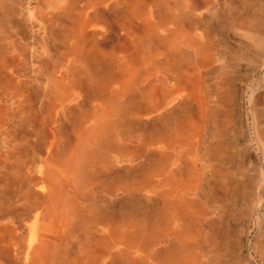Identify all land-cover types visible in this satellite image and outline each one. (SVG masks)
Returning <instances> with one entry per match:
<instances>
[{"label":"rangeland","instance_id":"374dc122","mask_svg":"<svg viewBox=\"0 0 264 264\" xmlns=\"http://www.w3.org/2000/svg\"><path fill=\"white\" fill-rule=\"evenodd\" d=\"M253 13L264 0H0V264H93L101 227L135 246L125 264L173 237L197 246L186 264H264ZM71 211L26 255L36 215Z\"/></svg>","mask_w":264,"mask_h":264},{"label":"bare ground","instance_id":"6f19581e","mask_svg":"<svg viewBox=\"0 0 264 264\" xmlns=\"http://www.w3.org/2000/svg\"><path fill=\"white\" fill-rule=\"evenodd\" d=\"M56 2H59L61 0H55ZM250 2V1H249ZM33 10V9H32ZM30 9V11L27 10V15H28V20L30 21V24L33 27H38L39 25L37 24L36 20H35V14L32 13V11ZM149 15V14H148ZM146 20V19H145ZM150 20V19H149ZM148 20V21H149ZM253 28L251 29H244V30H240L244 36L243 41L245 42V46L247 48L250 49H257V51L260 53L259 55L262 57L260 58L257 64L252 65L250 72L255 71L258 68H262L264 67V16L259 14V13H253ZM151 22V21H149ZM239 56V55H237ZM242 57V56H241ZM243 59V58H242ZM257 60V59H256ZM249 62V61H248ZM248 65V64H247ZM242 91V90H241ZM244 135V134H243ZM52 142V141H51ZM249 142V141H248ZM54 145V143H53ZM246 146V145H245ZM132 157V156H131ZM128 158V157H127ZM125 158V159H127ZM216 159V157H215ZM223 159V158H222ZM118 160V159H117ZM123 160V158H122ZM232 160V159H231ZM128 161V160H127ZM116 162V161H115ZM118 162V161H117ZM116 162V163H117ZM120 166V165H119ZM123 168V167H122ZM128 168V167H127ZM225 177V176H224ZM23 186V185H22ZM116 186V185H115ZM145 186V185H144ZM117 189V188H116ZM118 190V189H117ZM128 190V189H127ZM230 190V195L234 194V191L232 188H229ZM42 191V190H41ZM145 191V190H144ZM114 198V197H113ZM235 202V201H234ZM81 203V202H80ZM233 205V204H232ZM85 214H88L87 210L85 211ZM48 216V215H47ZM76 217V213L74 211H71L67 214L66 217H64L61 220H57V219H52V218H46V217H42L41 220L39 218V215H36L35 217V222L33 225V233L32 235V239L29 242L28 246V251L26 253V255H30V253L33 251H37L38 246H36L37 244V240L41 239V240H45L48 241L52 244H57L62 242V240L64 238H66L68 236L69 233V222L73 219V217ZM113 216V215H112ZM128 216V215H127ZM126 216V217H127ZM50 217V216H49ZM117 218V216H116ZM121 218V217H120ZM127 219V218H126ZM1 220V219H0ZM116 220V219H115ZM241 221H243L242 229H240V233L245 234L246 232V224H247V219L246 218H242L240 219ZM239 220V221H240ZM4 221V220H2ZM122 221V220H121ZM129 221V219L127 220ZM136 221V220H135ZM137 222V221H136ZM114 223V222H113ZM119 223V222H118ZM124 223V222H123ZM117 224V223H116ZM136 224V223H135ZM241 224V223H240ZM12 225V224H11ZM121 225V222H120ZM116 226V225H115ZM122 226V225H121ZM99 227V226H98ZM101 227V226H100ZM120 227V226H119ZM124 227V226H123ZM135 227V226H134ZM149 227V226H148ZM15 228V227H14ZM133 228V227H132ZM100 231L103 233V237L105 238L106 242L105 245L108 248V254L100 259V260H96L93 262V264H108L107 261L109 260L110 263L112 264H125L124 261H122V254L120 253V251H123V254L125 256L127 255H131L133 254L135 251H133V249L135 248L134 245H129L126 247H122L120 245V241L117 239H112L110 237V234L108 233V230L105 227H101L99 228ZM127 229V228H126ZM129 229V228H128ZM131 229V228H130ZM124 230V229H123ZM150 229H148L149 231ZM156 230V229H155ZM145 231V230H144ZM147 231V232H148ZM152 231V230H151ZM15 232V231H14ZM120 232V231H119ZM100 234V233H99ZM186 234V233H185ZM188 234V232H187ZM186 234V235H187ZM143 235V234H142ZM148 235V234H147ZM160 235H158L159 237ZM30 237V236H29ZM162 237H164V235H162ZM176 239V238H175ZM128 240V239H127ZM21 241V240H20ZM171 241H173L174 243L171 245L170 244V249L167 251V253L164 254L163 259L159 262H156L155 260L152 261H148V264H186L187 260L190 258H195L194 261H197V257H201V255L199 254L197 250V246L195 248H189V247H185L184 245H182L177 239L174 241V237L171 239ZM161 242V241H160ZM45 243V242H44ZM49 243V244H50ZM17 246V244H16ZM50 246L52 247V245L50 244ZM23 247V246H22ZM156 247V246H154ZM25 249V248H24ZM150 248H148L149 250ZM189 249V250H188ZM15 250V248H14ZM26 250V249H25ZM188 250V251H187ZM193 251L194 253L189 255V251ZM115 251H117V255L115 254ZM149 252V251H148ZM24 251H18L17 254H23ZM137 253V252H136ZM14 254V253H13ZM25 256V255H24ZM21 257V255L19 256ZM188 258V259H187ZM26 261V260H25ZM113 261H117V262H113ZM214 261H212L211 263H213ZM193 264V263H192Z\"/></svg>","mask_w":264,"mask_h":264}]
</instances>
